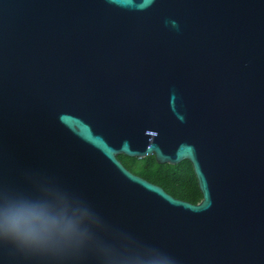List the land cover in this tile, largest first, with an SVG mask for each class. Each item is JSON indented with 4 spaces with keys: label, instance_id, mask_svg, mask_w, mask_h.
Returning a JSON list of instances; mask_svg holds the SVG:
<instances>
[{
    "label": "water",
    "instance_id": "95a60500",
    "mask_svg": "<svg viewBox=\"0 0 264 264\" xmlns=\"http://www.w3.org/2000/svg\"><path fill=\"white\" fill-rule=\"evenodd\" d=\"M188 160L193 204L118 159ZM83 217L53 257L0 264H264V0H0V206Z\"/></svg>",
    "mask_w": 264,
    "mask_h": 264
},
{
    "label": "clouds",
    "instance_id": "9594fccd",
    "mask_svg": "<svg viewBox=\"0 0 264 264\" xmlns=\"http://www.w3.org/2000/svg\"><path fill=\"white\" fill-rule=\"evenodd\" d=\"M82 221L75 211L57 213L45 204L5 200L0 206V238L38 254L75 258L88 242Z\"/></svg>",
    "mask_w": 264,
    "mask_h": 264
},
{
    "label": "trees",
    "instance_id": "16d2710c",
    "mask_svg": "<svg viewBox=\"0 0 264 264\" xmlns=\"http://www.w3.org/2000/svg\"><path fill=\"white\" fill-rule=\"evenodd\" d=\"M118 159L128 170L162 187L175 198L193 204L203 198L193 166L188 160L171 165L158 163L154 155L141 159L120 155Z\"/></svg>",
    "mask_w": 264,
    "mask_h": 264
}]
</instances>
